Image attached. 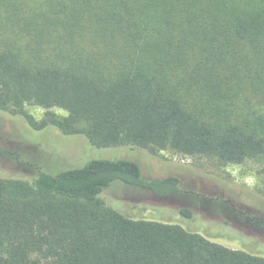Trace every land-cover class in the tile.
I'll list each match as a JSON object with an SVG mask.
<instances>
[{
  "label": "trees",
  "instance_id": "obj_1",
  "mask_svg": "<svg viewBox=\"0 0 264 264\" xmlns=\"http://www.w3.org/2000/svg\"><path fill=\"white\" fill-rule=\"evenodd\" d=\"M0 112L99 149L262 160L264 176V0H0ZM116 182L181 192L132 160L0 177V264H264L108 207Z\"/></svg>",
  "mask_w": 264,
  "mask_h": 264
},
{
  "label": "rangeland",
  "instance_id": "obj_2",
  "mask_svg": "<svg viewBox=\"0 0 264 264\" xmlns=\"http://www.w3.org/2000/svg\"><path fill=\"white\" fill-rule=\"evenodd\" d=\"M37 121L46 109L26 106ZM64 119L68 112L49 110ZM84 126V125H83ZM0 177L33 180L40 172L58 175L93 160H132L149 182L176 176L181 192L159 197L149 189L121 182L106 189V205L134 219L177 224L230 249L264 259V176L262 160L224 165L205 156L163 151L156 156L129 146L99 149L83 135L65 136L54 127L34 130L22 116L0 112ZM188 209L191 218L181 214Z\"/></svg>",
  "mask_w": 264,
  "mask_h": 264
}]
</instances>
